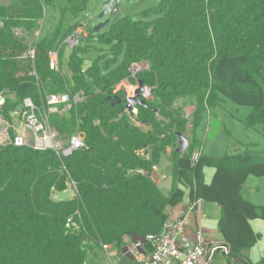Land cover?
<instances>
[{"label":"trees","instance_id":"trees-1","mask_svg":"<svg viewBox=\"0 0 264 264\" xmlns=\"http://www.w3.org/2000/svg\"><path fill=\"white\" fill-rule=\"evenodd\" d=\"M89 2L0 5V95L9 96L0 109L3 119L10 122V111L21 109L26 98L38 104L48 94L80 95L81 103L51 116L50 125L66 139L82 132L87 148L60 159L49 150L0 147V264H85L100 243L116 249L124 238L161 233L167 208L180 205L185 195L193 205L221 208L218 228L229 258L240 257L258 241L250 222L264 221V207L245 201L241 189L249 178L264 177V158H209L198 142L179 157L174 144L188 122L174 105L191 104L196 119L212 106L247 108L245 128L264 136V81L252 70L261 67L260 60L264 64V0H160L152 23L116 18L101 35L87 25V37L70 49L65 75L64 42L83 22ZM16 27L27 35L40 31L34 65L39 88L17 77L14 54H5L24 47L25 40L11 34ZM96 44L102 47L99 56L83 70V57ZM50 52L60 55V73L49 69ZM143 62L149 68L137 79L151 88V98L132 115L125 111L124 96L113 91L129 77L131 65ZM257 122L261 130L254 127ZM168 148L175 150L173 188L164 196L152 169ZM211 165L214 174L205 184L203 173ZM70 187L76 199L51 200ZM78 217L79 230L66 231V220Z\"/></svg>","mask_w":264,"mask_h":264},{"label":"built area","instance_id":"built-area-1","mask_svg":"<svg viewBox=\"0 0 264 264\" xmlns=\"http://www.w3.org/2000/svg\"><path fill=\"white\" fill-rule=\"evenodd\" d=\"M11 34L16 40H25L27 43L26 50L17 57V60L20 62H34L39 33L37 31L32 32V41L27 37L26 31L21 28H12ZM87 34V26L84 23H80L64 43L68 49L72 50L87 37ZM48 64L51 71L59 72L58 52H50L48 54ZM140 71L141 64L131 65L129 77L122 80L114 88L113 94L121 93L124 96V100L134 99L139 88L137 77ZM28 77L35 78L36 75L34 72H30ZM151 93L150 87L143 86L140 99L149 100ZM82 99L80 95L71 97L67 93L45 95L40 98L38 104L34 103L30 98L24 99L22 108L16 113L19 131L14 132V129L0 116V147H26L34 151L49 150L55 152L60 159L67 158L80 149L87 150L84 145V134L82 132H78L66 139L60 136L57 130L50 125L51 116H63L71 111L74 106L81 103ZM4 103V97L0 96V109ZM136 113L137 111L134 110L133 115H136ZM12 129L13 134L10 135ZM197 159L198 155L194 153L192 162H196ZM193 206L194 208L199 207L198 203ZM198 211H200L199 208ZM80 223L79 217L68 219L65 222V230L78 231ZM87 243L88 239L83 241V245ZM98 246L105 256L102 264H115L113 259L115 255L131 260L136 264H213L214 259L219 254L229 257V247L213 240H208L201 233H198L194 238V242L191 243L185 236L183 219L168 220L163 226L162 233L147 235L143 239L132 242L128 241L116 249L112 245L101 243Z\"/></svg>","mask_w":264,"mask_h":264},{"label":"crops","instance_id":"crops-1","mask_svg":"<svg viewBox=\"0 0 264 264\" xmlns=\"http://www.w3.org/2000/svg\"><path fill=\"white\" fill-rule=\"evenodd\" d=\"M39 0H2L0 1V5H11V6H21L28 7L38 4ZM82 20V19H81ZM84 23V20L83 22ZM87 25V24H85ZM39 35L37 38V42L40 40V31L36 30ZM27 37L32 41V33L27 35ZM16 40V39H15ZM18 41V40H17ZM26 42L24 43V47L22 50H15L14 48H8L5 50V54L9 55L10 53L14 54V60L17 62V77H26L30 80H33L34 84L39 88L41 87V82L36 74L35 70V61L34 62H20L17 60V57L20 56L26 50ZM37 47V44H36ZM71 54V50L66 47L64 57H62V73L67 72V63L69 56ZM59 66H60V55H59ZM91 64L84 68V70L88 69ZM61 71V66L59 72ZM30 72H34L36 77L31 78L28 77ZM2 96V95H0ZM14 98V96H11ZM20 110V108H16L10 111V122L8 125L14 129V132L19 131L20 128L16 122V113ZM0 116L3 119L1 112ZM1 122V120H0ZM5 122V121H4ZM12 124H15L17 127H13ZM205 125L204 132L200 131L201 127ZM188 128V126H187ZM237 127L234 125V121L231 122L226 115L220 110L218 106L213 108H205L200 113L196 121V126H194V131L189 134L182 135L188 141V144L191 145L195 142L201 143L200 153L202 156L220 159L224 156H236L247 154L249 156L255 158H264V144L260 147V151H256L253 149V143L256 136H260L259 133L253 132L247 128H240L236 130ZM13 133V131H12ZM221 138V139H219ZM178 140V139H177ZM178 147V142H177ZM144 153V152H143ZM142 152H138L137 154L143 156ZM197 152H195L196 154ZM176 154V153H175ZM174 151L173 148H168L165 155L162 157L161 162L158 166L152 169V178L159 186L160 191L164 196H168L173 188V169H174ZM165 164H169L172 167L171 174V188L169 192H164L163 188L159 184L165 181V176L163 175V168ZM214 166L206 168L203 173L204 183L209 184L212 180V176L214 174ZM70 192V198L65 197V195ZM168 194V195H167ZM242 198L252 204L255 207H264V177L263 178H249L247 182L243 185L241 189ZM74 197V193H72L71 189H68L66 192L56 194V201H69ZM62 200V201H60ZM199 207L194 208L193 204L188 201L187 195H185L182 203L173 209L167 208L166 212L169 214L170 221H176L178 219H183L185 224V236L186 238L193 243L194 238L198 233H201L203 237L208 240H213L220 244H224L223 237L218 228V222L222 218V210L216 204H206L203 202H198ZM198 208L200 211H198ZM251 228L253 232L257 235L258 241L250 247L248 250L242 252L240 257L237 258H229L223 255H218L213 264H262L264 263V221L257 219L250 222ZM163 231V229H162ZM162 233V232H161ZM160 234V233H159ZM123 240V244L127 243ZM129 240V239H128ZM132 242V241H131ZM122 244V245H123ZM103 258H101L102 262L105 259V256L102 252ZM113 256V255H112ZM115 264L118 261L125 259L120 258L118 255L113 257ZM98 260V261H97ZM127 260V259H126ZM131 261V260H130ZM129 261V262H130ZM99 259H95L93 263L87 264H102ZM133 262V261H132ZM135 263V262H134ZM136 264V263H135Z\"/></svg>","mask_w":264,"mask_h":264},{"label":"rangeland","instance_id":"rangeland-1","mask_svg":"<svg viewBox=\"0 0 264 264\" xmlns=\"http://www.w3.org/2000/svg\"><path fill=\"white\" fill-rule=\"evenodd\" d=\"M106 1L107 0H90L87 9L85 10L83 15L81 16V19L84 20V24H87L89 27H91L92 30L97 25L108 20V24L106 25V27L103 31H100L99 35L108 32L110 27L112 26V22L116 18H122V17L125 18L126 17V18H129L135 22H143V23L154 22L157 17L154 14L153 10L156 9L160 3V0H120L117 12L115 14L109 15V16H107L101 20V19H99V16L102 12L103 4ZM101 48H102L101 45L96 44L95 49L91 50L89 53H86L84 55V57H83L84 58V68L89 66L95 60H97V58L99 56L98 52ZM261 61L262 60L259 61V65H261V67L258 68V70L256 68L252 69L255 76L257 77V81H259V82L264 81V68H263L264 64ZM147 68H149V67L145 62L141 63V71L140 72H144V70ZM63 73L65 75H67L66 71ZM8 97H9L8 95L4 96V99L9 100ZM12 100H14V99L12 98ZM174 106H175V108L181 107V112H183V116L186 119V121L188 122V128H186L184 136H185V134L190 135V132H187V131L191 130V132H193L194 131V123H195V121H197L196 116L194 114V112H195L194 107L185 101H177ZM208 108H213V106L208 107ZM219 108L231 122L234 121V125L237 127L236 130H238L242 127L244 128V120L250 112L249 109H247V108H236L235 106H232L229 103L226 104L225 106L219 107ZM12 126L17 127V126H15V124H12ZM204 127H205V125L201 127L200 131L204 132V129H205ZM254 127L257 129H260V130L262 129L259 122H257L256 125H254ZM12 131H13V129H12ZM219 139H221V138H219ZM255 139L256 140L253 142L255 144L252 147L254 150L260 151V147H262V145L264 144V136L261 134H260V136L255 135ZM174 148H175V150L177 149V143L174 144ZM171 174H172V167L169 164H165V167L163 168V175L165 176L164 177L165 181L163 183L159 184L161 186V188H163L164 192L170 191ZM70 189H71L72 193H74L73 199H76V193H75L74 188L70 187ZM70 196H71V194H70V192H68L65 195V197H63V198L64 199H66V197L70 198ZM55 197H56V194H52L51 200L53 202H57ZM60 201H62V200H60ZM125 241H130V240L125 239ZM96 246H98V245H96ZM96 246H94L93 253L91 252L90 256L86 258L87 263L93 262L95 259H99V261L102 262V260H101V258H103L102 250L98 249ZM129 261L130 260H128V259L127 260L122 259V260L118 261L117 264H135L134 262H132V261L129 262Z\"/></svg>","mask_w":264,"mask_h":264},{"label":"water","instance_id":"water-1","mask_svg":"<svg viewBox=\"0 0 264 264\" xmlns=\"http://www.w3.org/2000/svg\"><path fill=\"white\" fill-rule=\"evenodd\" d=\"M120 0H107L102 7V12L99 16V19H104L105 17L114 14L117 11V7L119 6ZM108 24V20L105 22L97 25L94 29L93 32L96 34L100 31H103ZM143 92V83L142 81H139V88L135 94L134 99H126L124 102L126 103L125 105V111L128 114H133V111L136 110L137 107H146V101L143 99H140L141 94ZM178 139V147L176 149V154L181 157L185 151L188 148V141L185 137H183L181 134L177 135Z\"/></svg>","mask_w":264,"mask_h":264},{"label":"clouds","instance_id":"clouds-1","mask_svg":"<svg viewBox=\"0 0 264 264\" xmlns=\"http://www.w3.org/2000/svg\"><path fill=\"white\" fill-rule=\"evenodd\" d=\"M87 26V25H86ZM139 83V82H138ZM144 86V85H143ZM133 115V114H132Z\"/></svg>","mask_w":264,"mask_h":264}]
</instances>
